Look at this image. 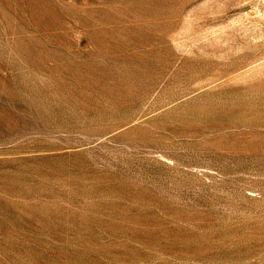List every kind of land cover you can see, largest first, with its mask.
I'll return each mask as SVG.
<instances>
[{"label":"rangeland","instance_id":"rangeland-1","mask_svg":"<svg viewBox=\"0 0 264 264\" xmlns=\"http://www.w3.org/2000/svg\"><path fill=\"white\" fill-rule=\"evenodd\" d=\"M0 264H264V0H0Z\"/></svg>","mask_w":264,"mask_h":264}]
</instances>
